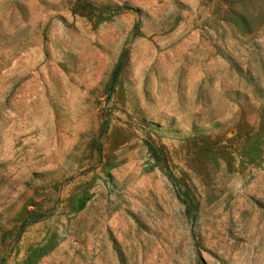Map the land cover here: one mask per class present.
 <instances>
[{
    "label": "rangeland",
    "instance_id": "rangeland-1",
    "mask_svg": "<svg viewBox=\"0 0 264 264\" xmlns=\"http://www.w3.org/2000/svg\"><path fill=\"white\" fill-rule=\"evenodd\" d=\"M0 264H264V0H0Z\"/></svg>",
    "mask_w": 264,
    "mask_h": 264
},
{
    "label": "trees",
    "instance_id": "trees-1",
    "mask_svg": "<svg viewBox=\"0 0 264 264\" xmlns=\"http://www.w3.org/2000/svg\"><path fill=\"white\" fill-rule=\"evenodd\" d=\"M118 73H119V69L117 70L115 76H114V81L117 80V77H118ZM176 183V187H177V191H178V195L181 199H183V202L186 206V215L188 216L189 219H192L194 222L196 221V203L195 202H189L187 200V198H182L181 196V188H179L177 186V182H174ZM84 209V205L81 207V210Z\"/></svg>",
    "mask_w": 264,
    "mask_h": 264
}]
</instances>
